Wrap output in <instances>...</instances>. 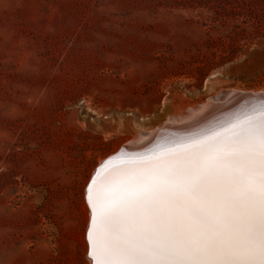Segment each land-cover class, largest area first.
Segmentation results:
<instances>
[{
  "label": "rangeland",
  "instance_id": "1",
  "mask_svg": "<svg viewBox=\"0 0 264 264\" xmlns=\"http://www.w3.org/2000/svg\"><path fill=\"white\" fill-rule=\"evenodd\" d=\"M222 90L264 91V0H0V264H92V177Z\"/></svg>",
  "mask_w": 264,
  "mask_h": 264
},
{
  "label": "snow or ice",
  "instance_id": "2",
  "mask_svg": "<svg viewBox=\"0 0 264 264\" xmlns=\"http://www.w3.org/2000/svg\"><path fill=\"white\" fill-rule=\"evenodd\" d=\"M94 264H264V104L86 187Z\"/></svg>",
  "mask_w": 264,
  "mask_h": 264
},
{
  "label": "bare ground",
  "instance_id": "3",
  "mask_svg": "<svg viewBox=\"0 0 264 264\" xmlns=\"http://www.w3.org/2000/svg\"><path fill=\"white\" fill-rule=\"evenodd\" d=\"M260 102H264V91L262 90H258L253 93L245 91L237 92L233 90H222L219 93H216L213 97H210L208 100H206L205 103L197 104L195 107H187L183 111L180 110L182 111L180 114L167 118L165 123L156 130L153 129L154 131L148 130L140 131L139 133L137 132V136L133 137L125 144L124 151L126 154L120 159L119 162H114L115 164L113 165L110 164L111 166L107 167L106 169H120L133 159H138L155 151L167 148L158 147L159 143H154L155 145L150 148L149 145H151V143L156 138L160 139L161 137L165 138L169 135L172 136L183 133L188 135L185 137V139H182L186 140L189 137L207 133L213 129H220L238 117H243L246 114H253L255 109L258 110V108H249ZM241 106L248 107L242 111L238 109ZM249 110H251V112H244ZM243 112L244 114H242ZM106 169H103L102 174ZM89 213L90 212H88V214ZM90 259L87 258V260L91 262L92 259ZM92 264H94L93 261Z\"/></svg>",
  "mask_w": 264,
  "mask_h": 264
},
{
  "label": "water",
  "instance_id": "4",
  "mask_svg": "<svg viewBox=\"0 0 264 264\" xmlns=\"http://www.w3.org/2000/svg\"><path fill=\"white\" fill-rule=\"evenodd\" d=\"M262 104H264V102H260V103H258V104H255L254 106L250 107L249 109H251V108H258V109H259V108L261 107ZM255 110H257V109H255ZM244 112L249 113V112H251V110H249V111H244ZM244 112H243L242 114H244ZM112 157H113V156H112ZM111 159H112L111 157H110L109 159H107V160H106L101 166H103L107 161H111ZM101 166H100V167H101ZM97 169H98V168H97ZM96 171H97V170H96ZM95 174H96V172H95ZM95 174H94V175H95ZM93 177H94V176H93ZM93 177H92V178H93ZM88 253H89V252H88ZM88 256H89V255H88ZM90 258H91V257H90Z\"/></svg>",
  "mask_w": 264,
  "mask_h": 264
}]
</instances>
